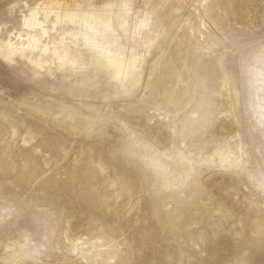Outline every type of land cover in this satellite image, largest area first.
Returning a JSON list of instances; mask_svg holds the SVG:
<instances>
[{"label":"rangeland","instance_id":"374dc122","mask_svg":"<svg viewBox=\"0 0 264 264\" xmlns=\"http://www.w3.org/2000/svg\"><path fill=\"white\" fill-rule=\"evenodd\" d=\"M48 1L0 0V264H264V0Z\"/></svg>","mask_w":264,"mask_h":264},{"label":"bare ground","instance_id":"6f19581e","mask_svg":"<svg viewBox=\"0 0 264 264\" xmlns=\"http://www.w3.org/2000/svg\"><path fill=\"white\" fill-rule=\"evenodd\" d=\"M46 9L57 10L58 13L62 14L64 17L69 18L71 21L82 22L88 26H93L92 24L94 23V21L97 18H101L103 20V24H105L106 27L112 28V30H113L112 34L121 33L120 25H124L123 28L125 29V31L128 32L127 27L125 25L129 19L126 18V14L122 11H112V12L107 13L110 15H107V14H102V12L99 10H96V11L79 10L78 4L75 0H49L46 3ZM91 29H92V27H91ZM21 42H23V40ZM21 42L19 41L18 43H21ZM14 47L16 49H18L16 46H14ZM12 49H14V48H12ZM109 59L111 60L110 62H113V63H117V60H118V58L110 57V56H109ZM119 69H120V67H119Z\"/></svg>","mask_w":264,"mask_h":264}]
</instances>
